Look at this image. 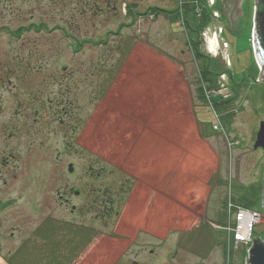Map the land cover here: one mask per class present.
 <instances>
[{
    "label": "rangeland",
    "instance_id": "rangeland-1",
    "mask_svg": "<svg viewBox=\"0 0 264 264\" xmlns=\"http://www.w3.org/2000/svg\"><path fill=\"white\" fill-rule=\"evenodd\" d=\"M188 1L0 0L3 236L48 216L51 234L62 223L68 239L36 240L24 259L45 247L83 250L81 264H246L249 247L229 233L235 208L260 215L252 238L264 241V151L252 149L264 122L254 0L242 2L237 37L218 11L195 26L181 10ZM215 1L208 6L220 9ZM214 33L216 57L206 46ZM61 100L63 125L32 123L26 107L48 112L47 101ZM81 176L83 194L67 196L71 213L56 191L80 188ZM6 240L0 264L17 246Z\"/></svg>",
    "mask_w": 264,
    "mask_h": 264
},
{
    "label": "flooded vegetation",
    "instance_id": "flooded-vegetation-1",
    "mask_svg": "<svg viewBox=\"0 0 264 264\" xmlns=\"http://www.w3.org/2000/svg\"><path fill=\"white\" fill-rule=\"evenodd\" d=\"M235 16H236V13H233V14L229 15L228 18L226 16H222V18H224L226 20V23H227L226 30L227 31H228V27H229V20L228 19H230L232 21V23L236 27L238 20L237 21L234 20ZM64 103L65 102H62V100H61L60 103L56 102V105L54 107L50 101H47L46 104H48V109H49L48 112L45 111V110L42 111V110L34 109L33 107H31V109L26 107V111L30 110L31 117L33 118L32 123H36V122L40 123V122H42V120L45 121L46 119L50 118L52 121H55L57 124L63 125L62 124L63 118L69 114L68 110L65 109V107H64ZM38 107L39 108L43 107L42 109H44V105H40ZM53 107L54 108H59V110L56 109V110L53 111ZM15 114L22 115L23 113L17 111ZM66 151H67V149H66ZM66 170H67L68 174H72V172H73L72 165H71V172H69V164L67 165ZM96 176H99V174H96ZM80 182L81 183H78V184H80V188L78 187V189H76V190H74L72 188H69L68 185L65 184V185L61 186V190L63 192L60 191V190L56 191V195H57V198H58L59 202L64 204V206L69 207L70 210H71V213L76 211L77 207L72 206V205L68 206L69 205V203H68L69 201H68L67 196H68V194H70L72 196L79 197L81 194H83V185H84L83 176L80 177ZM123 193H126V191L124 190ZM111 198H113V200L110 199L108 204H111L112 202L116 203V199H115L116 197H111ZM103 204H105V203H103ZM0 205H1V207L4 206V202H0ZM115 207L117 208V205ZM111 209H112L111 206L109 207V209H107L105 207L104 208L105 212H103V213H106L107 210L109 211ZM113 209H114V216H118V211H116L115 208H113ZM108 211H107V214L109 213ZM47 217L44 218V222H41L40 226L38 225V227H35V228L31 229V231L29 233H24L26 231L25 229L21 233V229L22 228L21 227L19 228L18 225L9 228V232H8V235H7V237H8L7 240L14 241V242L17 241L16 242L17 246L14 249L13 254H12L13 256L17 257L18 255H16V254H20L23 249L32 248L34 245L37 244L36 240H38L39 242L45 243V244H47L51 240V242H50L51 246H53L54 244L56 246L58 244L63 246L66 243H68L67 236L65 234H63V230H62V229H64L65 225H62V223H61L60 226H58L56 228V229H58L56 231H58L59 233L55 234V235H52L51 234L52 231H53V226L51 224L52 222H51L50 218L49 217L47 218ZM21 220H23V219H21ZM48 223H50V224H48ZM27 224H28L27 222H22L20 225L25 226ZM76 227H79V226L76 225ZM77 230H78V228H77ZM17 232H19V233L17 234ZM133 232H134L132 234L133 236H136L138 234L137 231L136 232L133 231ZM53 236H55L54 237L55 240L52 241ZM4 237L5 236H3V227H2V224H0V239H2L3 241L6 240V239H4ZM157 237H158L159 240H162L163 236L162 235L159 236V234H158ZM131 244H133V243H131ZM13 256H7L9 259L7 258V260H5L3 262L1 261V262L3 264L4 263L5 264H12L16 260V257H13Z\"/></svg>",
    "mask_w": 264,
    "mask_h": 264
},
{
    "label": "water",
    "instance_id": "water-1",
    "mask_svg": "<svg viewBox=\"0 0 264 264\" xmlns=\"http://www.w3.org/2000/svg\"><path fill=\"white\" fill-rule=\"evenodd\" d=\"M221 16H226L236 13L234 20H238L242 16L241 5L243 0H218ZM229 20L228 30L231 33L238 36V32H241L238 20L237 25ZM235 29V30H234ZM251 48L254 57L255 64L258 68L257 82L264 81V0H254V14L253 25L251 32ZM220 97L212 99V102H217ZM253 150L261 149L264 151V122H260L258 125V131L255 135V141L252 147ZM69 172H71V165H69ZM263 200L262 208L264 209V175H263ZM246 264H264V241L258 238H252V244L247 251Z\"/></svg>",
    "mask_w": 264,
    "mask_h": 264
},
{
    "label": "built area",
    "instance_id": "built-area-1",
    "mask_svg": "<svg viewBox=\"0 0 264 264\" xmlns=\"http://www.w3.org/2000/svg\"><path fill=\"white\" fill-rule=\"evenodd\" d=\"M209 5H213L214 0H208ZM214 17H218L217 14H214ZM221 34V30L218 31V35ZM213 37V35H212ZM215 43L211 45L208 41L207 42V49L212 51L214 57L217 55V33H215ZM226 45V44H225ZM260 215L258 213L250 212L242 208H235L234 210V226L229 233L233 238L234 243H241L247 245L249 248L252 244V231L253 227L257 220H259ZM248 248V249H249ZM248 251V250H247Z\"/></svg>",
    "mask_w": 264,
    "mask_h": 264
},
{
    "label": "crops",
    "instance_id": "crops-1",
    "mask_svg": "<svg viewBox=\"0 0 264 264\" xmlns=\"http://www.w3.org/2000/svg\"><path fill=\"white\" fill-rule=\"evenodd\" d=\"M54 252V253H51ZM84 251L81 250L79 253L73 252L70 253L69 250L65 252H61L59 250L43 248L41 252H39L34 260H30L28 258L24 259L20 253V257H17L16 260L12 264H55L56 261H61L62 264H76L78 261V256L81 255ZM28 255V254H27ZM30 255V254H29ZM93 259L89 258L88 263L84 262L83 264H100L97 259L96 262L92 261ZM77 264H81L80 262Z\"/></svg>",
    "mask_w": 264,
    "mask_h": 264
},
{
    "label": "trees",
    "instance_id": "trees-1",
    "mask_svg": "<svg viewBox=\"0 0 264 264\" xmlns=\"http://www.w3.org/2000/svg\"><path fill=\"white\" fill-rule=\"evenodd\" d=\"M216 2L218 1L216 0L215 3ZM181 10L183 11V15H185V18L187 16H190L193 22H195V26H198L201 29L211 23V21L213 20V15H212L213 12L218 11L219 14V9L213 6L209 7L207 0H189L185 4V6L181 8ZM201 22H205V23L200 26L199 24ZM183 23L186 24L188 28H190L188 20L183 21ZM192 32L193 31L191 30V33ZM197 36H200V32L199 33L197 32ZM242 207L246 209L248 208V206H242Z\"/></svg>",
    "mask_w": 264,
    "mask_h": 264
},
{
    "label": "clouds",
    "instance_id": "clouds-1",
    "mask_svg": "<svg viewBox=\"0 0 264 264\" xmlns=\"http://www.w3.org/2000/svg\"><path fill=\"white\" fill-rule=\"evenodd\" d=\"M205 36H207V32L205 33ZM215 38V33L213 34V39ZM209 43H211V40L208 41Z\"/></svg>",
    "mask_w": 264,
    "mask_h": 264
}]
</instances>
